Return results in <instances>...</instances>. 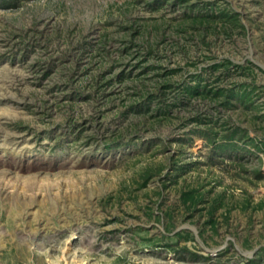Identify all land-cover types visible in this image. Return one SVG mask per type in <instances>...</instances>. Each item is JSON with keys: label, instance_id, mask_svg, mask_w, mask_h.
<instances>
[{"label": "rangeland", "instance_id": "374dc122", "mask_svg": "<svg viewBox=\"0 0 264 264\" xmlns=\"http://www.w3.org/2000/svg\"><path fill=\"white\" fill-rule=\"evenodd\" d=\"M222 12L237 21L195 17ZM226 58L230 73L213 68ZM166 81L158 106L148 92ZM197 81L246 90V105L188 97ZM198 114L219 142L242 127L243 148L210 158L188 133ZM259 170L264 0H0V264L264 262Z\"/></svg>", "mask_w": 264, "mask_h": 264}, {"label": "trees", "instance_id": "16d2710c", "mask_svg": "<svg viewBox=\"0 0 264 264\" xmlns=\"http://www.w3.org/2000/svg\"><path fill=\"white\" fill-rule=\"evenodd\" d=\"M196 18L199 17H207V18H213V19H222L223 23H230L232 20H236V16L227 14L225 12H222L221 14H199L195 16ZM241 26L244 27V24L240 23ZM235 65L234 62L230 59V58H226L224 60H220L219 62H216L214 64V69H223L225 71V73H230L231 72V66ZM178 84L176 83H172L170 81H166L163 83H160L153 91L148 92L147 96L149 98V101L151 100H155L157 102V105L161 106L164 102V100H166L167 97V89L169 88H177ZM181 88L183 89V91L186 93V95L188 97H201L203 99H209L211 101V103L217 104L218 106H220L221 108H228V109H233L235 108L239 103H243L246 105V96L248 97L249 92L246 90H242L240 92H237L235 90H231L228 87H217V88H211L208 87V85L206 84H202L201 82L197 81L195 84L192 83H184L183 86H181ZM175 100L173 101V103L167 104V109L163 110L162 113L163 115H167L170 113V109L173 107H178V106H183L185 105V101L182 100V98L180 97V95H176V97L174 98ZM191 120L197 122V125H199L198 127L194 128L193 130H191L190 132H188L189 134H197L198 136H201L202 138H205L207 141H209L210 143L214 144V147L211 149L212 152L210 153V158L215 159L217 156L222 155V154H227V155H231V153L237 151L239 148L242 149V146H239V144H237V140H236V135L240 134V138L244 137V133L245 130L240 127L237 126L235 128H232L229 132L222 134V136L220 137V142L218 141V130H216V126H218L219 124L217 123L218 121H212V119L209 116L206 115H195L192 116L190 118ZM223 121V120H222ZM224 124L229 123V119H224L223 121ZM123 137H119L117 139H114L113 141H107L105 140V146L106 149H115V148H120L122 147L124 144L123 142ZM192 140V138H189ZM179 141H186L188 140L185 138H179ZM162 142V143H166V138L162 137V136H153L151 138H149L147 140L146 143H157V142ZM129 145H135L136 142H130L128 143ZM164 169L163 166H159L157 169L153 170L152 168H147L145 171V182L155 176L156 174H158L159 172H161ZM264 174L261 170H259L257 172V177L261 178L263 177ZM201 194H199L198 189H192V190H187L184 191L183 193V200L185 202H188L190 205L191 204H196L198 201L201 200L200 196ZM191 236L190 231L187 230H178L176 231L172 237H176L177 241L179 238H189ZM171 247L172 245L169 244ZM262 251H264V246H261L260 248ZM256 264V263H254ZM257 264H264L263 261H261L260 263L257 262Z\"/></svg>", "mask_w": 264, "mask_h": 264}]
</instances>
